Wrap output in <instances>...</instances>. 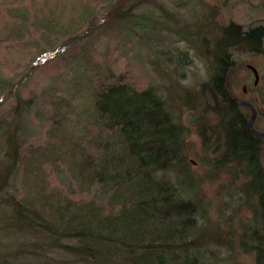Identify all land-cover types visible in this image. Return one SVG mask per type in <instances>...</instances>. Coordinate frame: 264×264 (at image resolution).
Here are the masks:
<instances>
[{
  "label": "rangeland",
  "instance_id": "rangeland-1",
  "mask_svg": "<svg viewBox=\"0 0 264 264\" xmlns=\"http://www.w3.org/2000/svg\"><path fill=\"white\" fill-rule=\"evenodd\" d=\"M120 1L126 0H0V129L5 131L0 150L6 151L0 160L5 156L6 162L13 144L19 156L17 196L35 188L53 198L80 196L73 176L76 158L103 155L105 139L95 121L94 78L121 75L137 89H155L185 129V155L198 182L186 198L198 201L207 216L199 220L200 234H216L231 247L217 246L211 263L264 264V251L256 256L240 247L239 224L251 217L234 193L240 181L211 177L217 172L209 164L218 154L204 151L200 110L189 107V97L210 76L212 58L206 52L217 53L212 41L220 27L227 22L247 29L264 25V0H139L132 20L146 16L145 30L105 20L109 7ZM100 23L102 28L64 46L66 39ZM261 51L236 53L226 85L232 97L253 104L254 128L264 132V43ZM242 110L249 118L250 109ZM205 119L213 124L211 114ZM261 162L264 168V155ZM85 191L84 198L103 202L96 189ZM38 253L44 255L21 252L20 260L34 263Z\"/></svg>",
  "mask_w": 264,
  "mask_h": 264
},
{
  "label": "trees",
  "instance_id": "trees-1",
  "mask_svg": "<svg viewBox=\"0 0 264 264\" xmlns=\"http://www.w3.org/2000/svg\"><path fill=\"white\" fill-rule=\"evenodd\" d=\"M138 4L120 1L104 18L112 17L126 30H145L146 16L132 20ZM102 26L90 24L63 44ZM218 35L212 41L217 53L206 52L212 58L210 76L189 97V107L200 110L204 151L218 154L209 164L217 172L211 177L240 181L234 193L251 215L239 224L240 247L258 256L264 251V144L249 131L247 115L227 88L226 73L236 53L262 52L264 25L247 29L227 22ZM101 77L92 85L95 121L105 138L103 155L76 158L73 176L80 196L53 198L33 187L28 196L18 197L19 156L12 141L7 143L12 148L6 162L5 156L0 160V264H29L20 260V253L29 250L44 253L31 264H212L217 246L231 247L216 234H200L199 220L207 216L198 201L186 198L198 182L185 155V129L152 87L137 89L121 75ZM20 102L17 96L14 110ZM208 114L213 124L205 119ZM0 135L5 141V131L0 129ZM95 189L103 202L81 195ZM28 236L36 238L29 241Z\"/></svg>",
  "mask_w": 264,
  "mask_h": 264
},
{
  "label": "water",
  "instance_id": "water-1",
  "mask_svg": "<svg viewBox=\"0 0 264 264\" xmlns=\"http://www.w3.org/2000/svg\"><path fill=\"white\" fill-rule=\"evenodd\" d=\"M238 103H239V105L245 106V107L250 109L251 115L247 120L248 129L254 136L258 137L262 143H264V132H260L254 128V121H255V117H256L255 107L253 106V104H251L250 102H247V101L240 100V101H238Z\"/></svg>",
  "mask_w": 264,
  "mask_h": 264
}]
</instances>
